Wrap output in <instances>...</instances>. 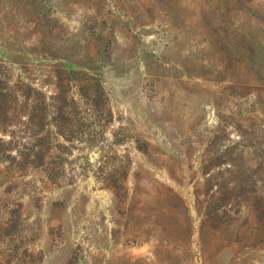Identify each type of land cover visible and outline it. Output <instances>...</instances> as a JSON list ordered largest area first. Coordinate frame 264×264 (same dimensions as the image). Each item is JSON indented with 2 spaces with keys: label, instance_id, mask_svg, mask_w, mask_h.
<instances>
[{
  "label": "rangeland",
  "instance_id": "1",
  "mask_svg": "<svg viewBox=\"0 0 264 264\" xmlns=\"http://www.w3.org/2000/svg\"><path fill=\"white\" fill-rule=\"evenodd\" d=\"M0 264H264V0H0Z\"/></svg>",
  "mask_w": 264,
  "mask_h": 264
},
{
  "label": "trees",
  "instance_id": "2",
  "mask_svg": "<svg viewBox=\"0 0 264 264\" xmlns=\"http://www.w3.org/2000/svg\"><path fill=\"white\" fill-rule=\"evenodd\" d=\"M1 83H2V80H0V85H1Z\"/></svg>",
  "mask_w": 264,
  "mask_h": 264
}]
</instances>
